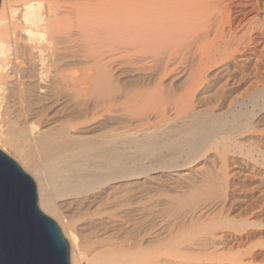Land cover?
Segmentation results:
<instances>
[{
    "label": "bare ground",
    "instance_id": "1",
    "mask_svg": "<svg viewBox=\"0 0 264 264\" xmlns=\"http://www.w3.org/2000/svg\"><path fill=\"white\" fill-rule=\"evenodd\" d=\"M260 62L264 0H1L0 150L71 264H264Z\"/></svg>",
    "mask_w": 264,
    "mask_h": 264
},
{
    "label": "water",
    "instance_id": "2",
    "mask_svg": "<svg viewBox=\"0 0 264 264\" xmlns=\"http://www.w3.org/2000/svg\"><path fill=\"white\" fill-rule=\"evenodd\" d=\"M0 264H71L68 240L39 206L36 181L2 150Z\"/></svg>",
    "mask_w": 264,
    "mask_h": 264
},
{
    "label": "rangeland",
    "instance_id": "3",
    "mask_svg": "<svg viewBox=\"0 0 264 264\" xmlns=\"http://www.w3.org/2000/svg\"><path fill=\"white\" fill-rule=\"evenodd\" d=\"M253 16H254V14H252V16H251V19H252L251 22H252L253 24H259V23L263 22V19L261 18V15H256V14H255L254 17H256V18H254ZM260 18H261V20H260ZM257 55H258V54H257ZM259 55H260V54H259ZM259 55H258V56H259ZM253 62H254V61H253ZM260 63H261L262 65H261ZM260 63L257 65L259 71L262 70V69L264 68V67H262V66H264L263 63H262V62H260ZM253 65H254V64H252V66H253ZM256 73H257V71H256ZM211 96H212V95H211ZM263 140H264V139H263ZM258 144L260 145V144H262V143H257V145H258ZM52 218H53V217H52ZM53 219H54V218H53ZM54 220H55V219H54ZM55 221H56V220H55ZM56 222H57V221H56ZM57 224H58V223H57ZM58 225H59V224H58ZM59 227H60V226H59ZM60 229H61V228H60ZM61 231H62V230H61Z\"/></svg>",
    "mask_w": 264,
    "mask_h": 264
}]
</instances>
